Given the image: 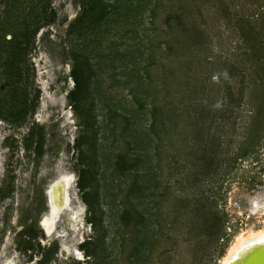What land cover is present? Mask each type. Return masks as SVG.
<instances>
[{
  "label": "rangeland",
  "instance_id": "374dc122",
  "mask_svg": "<svg viewBox=\"0 0 264 264\" xmlns=\"http://www.w3.org/2000/svg\"><path fill=\"white\" fill-rule=\"evenodd\" d=\"M17 1L0 0V62L21 22L48 12L17 58L19 82L0 74L2 107L26 94L34 108L25 122L0 117V264H222L239 235L264 228V0H102L119 9L106 36V23L76 24L98 0ZM139 5L135 28L125 14ZM81 61L94 74L76 110ZM82 161L97 174V233ZM65 177L83 212H62L48 236V191Z\"/></svg>",
  "mask_w": 264,
  "mask_h": 264
},
{
  "label": "trees",
  "instance_id": "16d2710c",
  "mask_svg": "<svg viewBox=\"0 0 264 264\" xmlns=\"http://www.w3.org/2000/svg\"><path fill=\"white\" fill-rule=\"evenodd\" d=\"M6 0H3V3L5 4ZM17 2H20L17 1ZM16 2V3H17ZM97 2V1H96ZM90 2V6L89 8L84 9L82 15L80 16V18H78V20L76 21V24L78 26H81V24H85L86 21L91 22L90 25H92V27L94 26L95 28L98 26H102L104 25V23H106L105 27L106 28L104 30V35H110V29L108 24H109V19L110 17L114 14L115 11H118V7L116 5H106L104 6L103 1L102 0H98V2ZM100 4L101 5V11L100 13L97 15L95 10L97 5ZM147 6H138L135 10L134 9H127L126 10V19H129V25L134 26L135 28L139 27V23L140 21L137 19L138 15H142L143 13H145ZM47 6H43V8L39 9V11L37 12V16L36 18L33 19H25L23 22H21L22 24L20 25V30L16 33H13L14 39L11 42H7V45L9 48H11L10 51V58L7 59L6 61H1L0 62V68L4 67V72L0 71V74H4L5 76H7L11 81L18 83L19 80L21 79V71L20 68L18 66H16V62H17V58H23L24 55H26V50L28 49V47L31 45V43L36 39L37 33L40 31L41 29V21H44L47 17ZM7 13V12H6ZM32 16V14H30ZM97 15V16H95ZM111 20V19H110ZM51 21V20H50ZM35 23V24H33ZM37 23V24H36ZM43 25V24H42ZM98 25V26H97ZM136 30V29H135ZM131 34L132 31L128 30L126 33L122 32V34H120V36H123L122 38H124V36ZM115 35H119V33L115 34ZM134 38L135 39H131L133 40H138L136 39V33L134 34ZM23 55V56H22ZM16 58V59H15ZM13 63V64H12ZM133 71L135 72H139V70L134 69ZM93 70H92V66L90 64V62L88 61H81L80 63H78V65L75 67V69L73 70V76L71 75V77L74 79L75 81V85H74V89H72L69 93V97L71 99L72 102V107H74L76 110H78L79 108V104L87 99V96L90 94V90H91V86H92V78H93ZM139 75V74H138ZM139 77L141 78V76L139 75ZM7 86V85H6ZM8 87V86H7ZM13 94L12 97L13 99H15L19 93V88L15 87V90H13ZM20 100H19V105L20 107L13 108L11 107H7L0 104V117L2 118V120H6V121H12L14 123H21V122H25L27 120V117L29 115V113L34 112V108L31 109V107L28 104V99L26 98V94H22L20 96ZM135 100L138 103V105L142 108L143 104L141 103V100L139 98H136L135 96ZM8 108L11 111V116L7 114ZM15 109V110H14ZM5 111V112H3ZM160 111L158 108L154 107L153 111H152V115L155 116L156 114H158ZM6 113V115H5ZM89 128H91V126H88ZM156 127V122L154 119V123H152L150 129L153 130ZM32 135V133H31ZM34 137V133L32 135ZM86 143V142H85ZM32 146V145H31ZM41 146V144H38V147ZM28 149L30 148V146H27ZM79 148H81V145H78ZM92 149H95V146H91ZM40 148L37 149L38 153H41V151L39 150ZM83 165L87 164L84 163L82 161ZM96 177L97 174L96 172H94L93 170H91L90 164H87V166L85 165L84 168H82L80 170V181H79V188L80 191L83 193V199L84 201L87 203L88 207H89V218H88V222L89 224H91V226L94 228L95 233H97L100 229V227L102 226L103 223V218H104V210L102 208L103 204L102 201L100 200V196H99V191L93 190V184L96 182ZM136 185V194L140 195L142 194V190L144 188L143 186H139L138 184ZM126 217H128V212L124 213L123 219H125ZM97 241V239H90L88 244H93ZM92 256V255H89Z\"/></svg>",
  "mask_w": 264,
  "mask_h": 264
},
{
  "label": "bare ground",
  "instance_id": "6f19581e",
  "mask_svg": "<svg viewBox=\"0 0 264 264\" xmlns=\"http://www.w3.org/2000/svg\"><path fill=\"white\" fill-rule=\"evenodd\" d=\"M67 187L68 178L65 177L52 185L48 191L51 215L43 224L48 236L54 233L55 220L62 212L70 213V216L72 215L71 217L75 221L83 212V210L73 211L70 207ZM72 226L76 231L78 230L76 223H72ZM58 237L64 238L65 234L61 232ZM62 253L64 255L68 253L67 246H62ZM74 254L81 259L82 254L79 251H75ZM252 255L253 257L251 258ZM248 261L251 264H264V228L261 230L251 229L247 233L239 235L234 245L230 248L229 253L223 259L222 264H246Z\"/></svg>",
  "mask_w": 264,
  "mask_h": 264
},
{
  "label": "water",
  "instance_id": "95a60500",
  "mask_svg": "<svg viewBox=\"0 0 264 264\" xmlns=\"http://www.w3.org/2000/svg\"><path fill=\"white\" fill-rule=\"evenodd\" d=\"M252 257H253V255L251 256V258H252ZM251 258H250V259H251ZM10 264H11V263H10ZM234 264H235V263H234ZM246 264H251V262L249 263V261H248Z\"/></svg>",
  "mask_w": 264,
  "mask_h": 264
}]
</instances>
